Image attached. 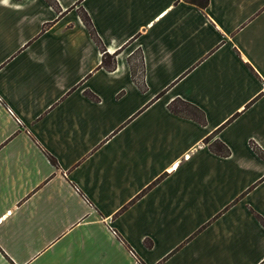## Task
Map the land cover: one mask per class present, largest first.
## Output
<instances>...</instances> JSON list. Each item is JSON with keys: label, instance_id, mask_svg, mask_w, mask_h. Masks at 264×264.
I'll list each match as a JSON object with an SVG mask.
<instances>
[{"label": "crops", "instance_id": "0c3cea01", "mask_svg": "<svg viewBox=\"0 0 264 264\" xmlns=\"http://www.w3.org/2000/svg\"><path fill=\"white\" fill-rule=\"evenodd\" d=\"M255 213L264 0H0V264H264Z\"/></svg>", "mask_w": 264, "mask_h": 264}, {"label": "trees", "instance_id": "16d2710c", "mask_svg": "<svg viewBox=\"0 0 264 264\" xmlns=\"http://www.w3.org/2000/svg\"><path fill=\"white\" fill-rule=\"evenodd\" d=\"M189 3H193L195 5H197L198 7H205L206 4L208 3V0H185ZM83 21L85 23V25L88 27L89 31H90V34L92 35L93 39L95 41L98 42V39L96 37V34L92 28V25H91V22L88 18V16L85 14L83 15ZM112 55H104V57L102 58V62L101 64L102 65H107V62H109V64L111 63L112 61ZM169 109L180 115V116H184V117H189V118H192L196 121H198L199 123H204L205 119H204V115H203V112L198 108L196 107L195 105L189 103V102H186L184 100H181V99H174L172 100L169 104ZM209 138H206V142L208 141ZM209 147L212 151L218 153V154H224V155H227L229 153V150L226 148V146L219 142V141H214L212 143L209 144ZM52 162H55L53 158H51ZM256 217L258 218V220L262 223V225L264 226V219L256 214ZM140 264V263H138ZM143 264V263H142Z\"/></svg>", "mask_w": 264, "mask_h": 264}, {"label": "built area", "instance_id": "2783aa9c", "mask_svg": "<svg viewBox=\"0 0 264 264\" xmlns=\"http://www.w3.org/2000/svg\"><path fill=\"white\" fill-rule=\"evenodd\" d=\"M7 110H8V113H9L11 116L15 117V119L19 121V118H18V116H17V115H16V114L13 112V110H12V109H10V108H7Z\"/></svg>", "mask_w": 264, "mask_h": 264}]
</instances>
